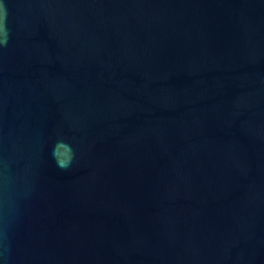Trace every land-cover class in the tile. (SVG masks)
<instances>
[{
    "label": "water",
    "instance_id": "water-1",
    "mask_svg": "<svg viewBox=\"0 0 264 264\" xmlns=\"http://www.w3.org/2000/svg\"><path fill=\"white\" fill-rule=\"evenodd\" d=\"M0 264H264V0H0Z\"/></svg>",
    "mask_w": 264,
    "mask_h": 264
}]
</instances>
